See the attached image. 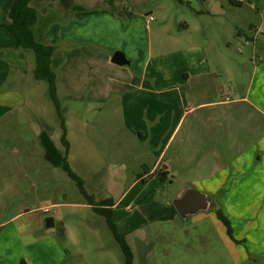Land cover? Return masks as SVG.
I'll return each instance as SVG.
<instances>
[{
    "label": "rangeland",
    "instance_id": "1",
    "mask_svg": "<svg viewBox=\"0 0 264 264\" xmlns=\"http://www.w3.org/2000/svg\"><path fill=\"white\" fill-rule=\"evenodd\" d=\"M142 2L152 10L154 20L148 26L145 14L136 20L134 33L139 47L145 50L148 42L156 50L159 40L168 43L173 36H178L181 42L199 41L218 76L209 81L206 91L197 99L218 100L222 92L224 97H235L228 92L229 73L235 76L239 96L244 95L255 72L254 62L250 61L253 44H257L255 61L260 60L261 44H264V37L254 35V30L245 24L260 19L264 0ZM253 35L256 40L252 39ZM246 39L248 43L244 44ZM7 44H14L13 36L0 27V53L8 56L1 58L12 61L5 53ZM26 53L15 59L16 68L22 65L23 72H10L8 62L1 59L6 68L0 71V89L15 86L23 99L15 108L0 101V264H17L20 259L27 264H122L123 254L104 217L88 206L62 166L43 155L42 121L58 129L59 118L46 82L33 77L32 51L28 49ZM2 72H6L5 76ZM260 92H264V87ZM237 103L238 112L229 109L235 104L228 109L218 104L186 112L166 150V157L172 158L166 176H157L162 169L160 164L144 181L138 180L145 170L138 166L134 155L118 154L117 148L109 153L110 143L125 135L114 126L97 125L107 118L105 108L97 112L73 103H60L61 118L67 116L71 123L85 119L82 130L100 151L107 146V161L122 169L118 175L104 176L103 172V176L84 180L68 163L83 179L94 201L107 197L115 204L113 218L119 231L123 225L116 220L119 218L116 213L131 226L125 237L136 264L141 261L145 264H264V112L243 108L245 102ZM67 106L75 112L65 113ZM191 119H199L202 130L208 127V137L205 134V139L196 137L192 143L196 144L194 151H185L181 158L174 149ZM219 122H223V127L216 125ZM236 156H240L235 161L236 172L229 174L235 167ZM153 161L149 159L145 163L151 166ZM223 169L226 175H216ZM189 186L208 193L212 206L185 217L175 214L161 218L164 206ZM149 193L152 197L146 198ZM44 207L49 210L43 212ZM217 209L228 218L230 232L216 217ZM47 216L53 218L52 227L44 224ZM58 226L65 228L62 236Z\"/></svg>",
    "mask_w": 264,
    "mask_h": 264
},
{
    "label": "crops",
    "instance_id": "2",
    "mask_svg": "<svg viewBox=\"0 0 264 264\" xmlns=\"http://www.w3.org/2000/svg\"><path fill=\"white\" fill-rule=\"evenodd\" d=\"M142 1L31 0L30 5L37 9L40 22L50 21L43 36L47 43L54 46L50 66L55 71L56 95L60 103L63 105L73 103L79 108L89 107L90 110L97 112L105 108L107 118L105 122L98 121L97 125L114 126L125 135L115 139L116 145L114 142L110 143L109 153L112 154L117 148L115 152L118 154L134 155L139 161L138 166L145 170L138 180L144 181L145 176L154 174L160 164V167L168 172L172 158L166 157V150L186 112L218 104L225 105L227 109L231 104H235L229 109L238 112L239 101L245 102L243 108L252 107L254 110L264 112L262 96L264 92H260L264 87V64H261L264 62V44L259 43L262 53L259 61H255L256 56L254 57L257 44H253L250 61L254 62L255 72L251 74L252 78L244 95L239 96L238 86L234 83L235 76L229 73L227 78L231 82L228 92L235 97H224L225 94L222 92L221 99L199 101L197 96L203 95L209 81L218 76L213 72L206 48L199 41L189 39L181 42L178 36H173L168 43L159 40L160 44L156 50L147 42L143 50L142 46L139 47L134 33L135 23L144 14V17L152 15V10L145 8ZM10 3L11 0H0V27H3L1 23L9 21ZM259 12L261 17L256 23L247 22L245 25L248 29L254 30V35L261 34L264 37V10ZM149 23L146 21L147 26ZM254 35L252 39L256 40L257 37ZM247 43L246 39L244 44ZM7 45L9 46L4 49H11L14 46ZM115 50L122 51L129 63L119 65L111 62L110 58ZM3 54L0 53V71L6 68L1 59L8 62L10 72L24 70L22 65L19 69L16 68L14 51L9 57L12 59L10 62L1 58L4 57ZM25 55L27 53L23 51L22 56ZM258 70L259 73L256 74ZM2 73L5 76L6 72ZM255 81L256 84L253 85ZM21 99L22 94L15 86L6 90L0 89V101L9 108L18 106ZM66 112H75V109L67 106ZM196 116L199 117L197 114ZM82 120L85 121L81 118L71 123L67 116L63 118L69 144L68 163L76 173L84 177V180L97 177L99 174L102 176L120 174L121 167H115L116 163L107 161L109 160L107 146L104 151H100L89 135L82 130ZM219 123L216 125L223 127V122ZM86 124L88 123L86 122L84 126ZM202 124L199 119H191L188 122L183 138L174 149L179 151V157L183 158L185 151L191 153L196 148V144H192L196 137L205 139L203 134L208 137V127L202 130ZM217 126L215 134L218 132ZM60 132V125L58 129H54L42 121L40 144L43 155L45 159L62 166ZM236 157L233 159L234 166L235 161L240 159V156ZM149 159H154L151 166L145 163ZM75 162L76 165L73 164ZM235 168L237 167L231 169L232 172L229 174L235 173ZM217 174L224 176L226 172L223 169ZM142 184L144 189L146 184L145 182ZM148 197H152V193L146 196ZM114 205L113 203L111 206L113 212ZM116 214L119 217L116 220L123 225V230L120 231L126 235L131 226L125 224L119 213ZM64 230L63 227L62 234ZM135 258L133 253L132 264H136ZM140 264H145V261H141Z\"/></svg>",
    "mask_w": 264,
    "mask_h": 264
},
{
    "label": "trees",
    "instance_id": "3",
    "mask_svg": "<svg viewBox=\"0 0 264 264\" xmlns=\"http://www.w3.org/2000/svg\"><path fill=\"white\" fill-rule=\"evenodd\" d=\"M30 1L31 0H11L8 10L9 21L1 23V26L6 28L13 36L14 46L11 49H7L5 53H8L9 56H11V53L14 51L16 55L15 57L20 58L23 51L28 49L32 51L34 59V66L32 68L33 77L46 82L48 95L54 104L59 118V125L61 129L59 140L62 145V168L68 177L75 182L79 192L82 194L91 209L95 213L104 217L108 228L115 240L118 242L120 250L123 254V264H132L133 252L126 240L125 233L118 230L117 224L113 218V211L111 208L113 202L109 198L94 201L93 197L86 191L83 179L77 175L68 164L67 151L69 144L65 134L66 131L63 124V118L60 116V101L56 95L55 71L50 66L51 54L54 50V46L47 43L43 36L46 26L50 21L46 20L45 22H40L39 13L37 9L30 5ZM177 1L182 2L183 0ZM6 57L8 58V56ZM166 174L167 171L163 169H159L157 172V176L159 178L165 177ZM175 214H177V212L170 203L169 205L164 206V212L161 218L168 219L173 217ZM215 215L224 223L227 227V231L230 232L229 220L223 214L222 210L217 209L215 211ZM62 235L63 234L61 233V236ZM17 264L27 263L24 259H20Z\"/></svg>",
    "mask_w": 264,
    "mask_h": 264
},
{
    "label": "water",
    "instance_id": "4",
    "mask_svg": "<svg viewBox=\"0 0 264 264\" xmlns=\"http://www.w3.org/2000/svg\"><path fill=\"white\" fill-rule=\"evenodd\" d=\"M110 61L119 65L129 63L125 54L119 50H115L112 53ZM171 204L178 215L185 217L187 215L195 214L198 211L208 210L212 206L213 201L208 193L193 186H189L180 195L173 197L171 199ZM44 224L46 227H52L54 225L53 218L51 216L45 217ZM57 231L60 234L62 233L61 226L57 227Z\"/></svg>",
    "mask_w": 264,
    "mask_h": 264
},
{
    "label": "built area",
    "instance_id": "5",
    "mask_svg": "<svg viewBox=\"0 0 264 264\" xmlns=\"http://www.w3.org/2000/svg\"><path fill=\"white\" fill-rule=\"evenodd\" d=\"M153 16L152 15H146V21L147 22H151V21H153ZM43 212H47L48 210H49V208L48 207H44L43 209Z\"/></svg>",
    "mask_w": 264,
    "mask_h": 264
}]
</instances>
